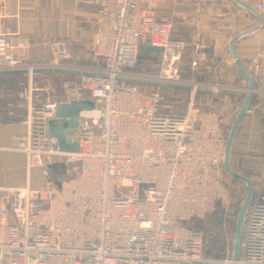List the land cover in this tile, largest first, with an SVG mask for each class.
<instances>
[{"label":"built area","instance_id":"2783aa9c","mask_svg":"<svg viewBox=\"0 0 264 264\" xmlns=\"http://www.w3.org/2000/svg\"><path fill=\"white\" fill-rule=\"evenodd\" d=\"M164 1L73 0L96 9L88 47L101 68L88 71L102 76L96 85L56 75L72 59L66 40L3 32L0 0V72L23 70L29 79L26 111L0 129V264H264V187L250 194L237 259L233 251L206 258L202 232L187 225L227 210L234 185L215 108H196L192 94L184 112L166 113L158 87L141 86L194 84L180 77L188 44L157 16ZM255 10L264 16V0ZM142 45L162 50L154 75L135 72ZM249 45L240 61L264 93V44L254 37ZM202 65L194 58L190 71ZM85 100L94 109L79 114L71 136L78 150L62 152L48 121L59 105ZM245 111L261 134L254 109ZM225 219L232 227L237 215Z\"/></svg>","mask_w":264,"mask_h":264},{"label":"crops","instance_id":"0c3cea01","mask_svg":"<svg viewBox=\"0 0 264 264\" xmlns=\"http://www.w3.org/2000/svg\"><path fill=\"white\" fill-rule=\"evenodd\" d=\"M257 1L165 0L158 6L157 16L162 20L171 22V38L173 40L185 41L188 44L184 50V54L188 57V60L182 63L183 67L187 68L192 59L199 57L203 60V65L199 70L202 68L201 74H206L207 72L204 75L206 80L214 81L223 78V83L226 85L220 89L217 87L209 89L204 86H197L195 92H192L194 84L186 85L190 89L167 88L156 83H141V86H145L146 89L167 88L172 92L187 93L190 96L194 94V99L195 94L209 95L213 94V92L215 93L217 89L222 90L225 93L219 94L227 98L226 102H224L225 107H219L220 113H218L222 120L221 124H224V126H228L229 122H231L230 125L234 124L249 96L250 99L247 107H251L256 112L257 118L263 124L261 134L264 133L263 87L254 85L255 82L252 79H250L251 82L239 72L229 51V44L234 41V52L239 60H241V57L248 54L249 43L254 37H257L260 44H264V16L256 13L255 7ZM6 5L7 17L1 24L3 32L37 37H56L66 40L72 54V59L66 64V68L63 71H69V74L59 73L61 75H56L78 82L82 81L91 84L98 82V77H91V73H88V71L94 70L93 64L96 62L88 53V47L95 29V7L75 8L73 0H6ZM213 32L215 33L214 35L211 34ZM193 38L199 39V43H191ZM142 56L150 64L155 60H159L160 62L161 59L160 55L155 56L152 53L140 52L136 68H139V65L141 66L145 62L141 59ZM240 62L246 72L244 62ZM160 65L161 62L157 64L156 72L159 71ZM190 73L192 74L191 79L194 81L197 73L191 71ZM23 75L25 76V74ZM185 75L186 70L184 68L180 76L182 80L189 81ZM8 76L18 77L19 75ZM40 78L41 75L37 74L34 75L33 79ZM193 81L189 82L194 83ZM232 82H237L235 87L230 84ZM251 85L255 91L254 93L248 91ZM212 108H215V106H211L208 109ZM246 115H248L247 111L244 112L239 126L251 135L253 127ZM221 126L224 128L223 125ZM5 128V124L0 126V129ZM261 134L257 135L255 133L254 136L261 139ZM262 164L264 165V161L258 167L260 172L256 173L261 175L262 179L256 178V184L248 180L252 190L264 187V166ZM232 183L234 185V180H232ZM3 196L4 194L0 192V204L2 203ZM244 198H246V195Z\"/></svg>","mask_w":264,"mask_h":264},{"label":"rangeland","instance_id":"374dc122","mask_svg":"<svg viewBox=\"0 0 264 264\" xmlns=\"http://www.w3.org/2000/svg\"><path fill=\"white\" fill-rule=\"evenodd\" d=\"M141 59L144 60L145 57L142 56ZM144 61L145 62H143L141 66L139 65V68H136V74H156L157 64L160 63L159 60H155L151 64L147 63L146 60ZM93 65L94 69H101L97 64L94 63ZM201 71L202 68L198 72H196L197 74L196 77H194V81L191 78L186 79L191 82L193 81L196 86H204L209 89H213V87H217L220 89L221 87L226 85L223 83V78L214 81H207L206 77H204L207 72L206 74H201ZM27 77L28 76L24 75H19L18 77L0 75V126L2 124H5V127H7L10 124L11 120L15 117V115L21 114L22 112L26 111V91L27 83L29 80ZM95 84L97 85L99 84V82H96ZM230 84L235 87L237 82H232ZM219 89H217L215 93L213 92V94L209 95L195 94V107L200 110H207L211 106H215L217 112L220 113L218 108L225 107L224 102H226L227 97L220 95L219 93L224 94L225 92ZM157 91L159 108L164 112L181 114L187 109L190 94L187 95V93H178L175 91L172 92L170 90H165L162 88H158ZM165 106H168L169 108L166 109ZM230 123L231 122H229L228 126H224V124H221L224 127L223 131L225 132L227 141L233 126L230 125ZM253 133L249 135L247 131H244L239 126L230 144L229 159L227 164L228 169H225V165L224 169L228 177L234 180V189L229 194L230 205L228 209L224 210L220 206H217L223 210V213L219 212L220 210L214 213L212 212V214H208L203 218L195 219L192 225L203 233L205 248L206 242L207 244H209L211 241L217 243L221 242L225 246V255L227 254V252L232 253V251H234L236 232V225L230 227L227 224L225 215L228 212H232L238 217L240 208L244 200L246 199L244 198L245 195L247 197V186L239 179V177H243L246 180L252 181L253 184H256V178L262 179V176L256 173L260 172V170H258V167H260L261 163H263L264 161V133L261 134V139L256 138ZM262 166L264 165L262 164ZM213 247L216 248V245H214Z\"/></svg>","mask_w":264,"mask_h":264},{"label":"water","instance_id":"95a60500","mask_svg":"<svg viewBox=\"0 0 264 264\" xmlns=\"http://www.w3.org/2000/svg\"><path fill=\"white\" fill-rule=\"evenodd\" d=\"M233 44H234V41L230 42L229 44V51L232 56L233 62L238 68L239 72L243 76H245L248 80H250L249 76H247L245 70L243 69V66L239 58L234 52ZM139 51L152 53L155 56H159L162 52L161 49L152 47L151 45H142L140 46ZM55 73L69 74V71L57 70L55 71ZM23 74H27V72L23 70L22 71L0 72V75H23ZM90 76L94 77V75H91V74ZM97 77L102 78L101 75H98ZM161 86L167 87V88H173V89H190V87L186 85L161 84ZM249 89H252V85L251 87H249ZM249 99L250 97L248 96L244 103L242 110L240 111L239 115L235 119L230 135H229V138H228V141H227V144H226V158H225V169L226 170L228 169L227 164H228V159H229L230 144L239 127L240 121L244 115L245 108L247 106ZM93 109H94V103L90 100H85L82 102H71L69 104H62L56 108L54 118L48 121V136L55 140L56 145L60 151L66 152V153H76L77 152L78 150L77 145L76 143L72 142L71 136L75 134L77 131L79 114L81 112H88ZM239 179L242 182H244L245 185L247 186V197L244 200L240 208L237 221H236L235 245H234V251H233L235 259H237L239 256V252H240L239 238H240L241 227H242L244 215L247 210L248 203H249L250 194L252 192V187H251L250 182L243 177H239Z\"/></svg>","mask_w":264,"mask_h":264},{"label":"trees","instance_id":"16d2710c","mask_svg":"<svg viewBox=\"0 0 264 264\" xmlns=\"http://www.w3.org/2000/svg\"><path fill=\"white\" fill-rule=\"evenodd\" d=\"M96 61V60H95ZM95 64H97L99 67H100V64L98 63V62H95ZM94 66V65H93ZM185 68V70H186V75H185V77L186 78H192V74L190 73V62H189V64H188V66H187V68L186 67H183V65H182V69H184ZM182 69H181V72H182ZM180 72V73H181ZM181 77V76H180ZM182 77H183V75H182ZM184 78V77H183ZM254 85H257V86H259V87H261V85L258 83V82H255L254 83ZM165 90H170V89H167V88H165ZM171 91V90H170ZM161 107V106H160ZM160 109V108H159ZM161 111H163L162 109H160ZM220 210V211H219ZM216 211H219V212H222L223 213V210L222 209H220L219 207H217L216 209H215V211L214 212H216ZM213 212V213H214ZM210 214H212V213H210ZM209 214V215H210ZM194 221V220H193ZM193 221H191V222H189L187 225L189 226V227H193V228H195L194 226H192L193 225ZM196 229V228H195ZM198 230V229H197ZM200 231V230H199ZM203 234V233H202ZM205 241H206V239H205ZM210 245V246H209ZM214 245H216V248L215 247H213ZM203 255L206 257V255H207V257L209 258V259H222V258H224V255H225V246L221 243V242H219V243H217V242H214V241H211L209 244H207V242H206V248H205V245H204V237H203ZM206 257V258H207Z\"/></svg>","mask_w":264,"mask_h":264}]
</instances>
